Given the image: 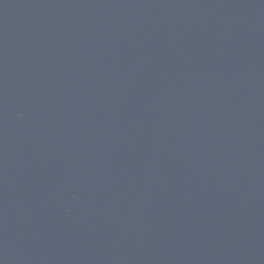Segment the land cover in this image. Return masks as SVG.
Returning a JSON list of instances; mask_svg holds the SVG:
<instances>
[{"label":"water","instance_id":"1","mask_svg":"<svg viewBox=\"0 0 264 264\" xmlns=\"http://www.w3.org/2000/svg\"><path fill=\"white\" fill-rule=\"evenodd\" d=\"M0 264H264V0H0Z\"/></svg>","mask_w":264,"mask_h":264}]
</instances>
